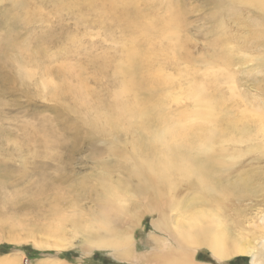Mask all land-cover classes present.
<instances>
[{
	"label": "rangeland",
	"instance_id": "rangeland-1",
	"mask_svg": "<svg viewBox=\"0 0 264 264\" xmlns=\"http://www.w3.org/2000/svg\"><path fill=\"white\" fill-rule=\"evenodd\" d=\"M173 17L179 20L174 44L163 29ZM129 51L138 63L126 72ZM123 83L171 118L197 107L189 89L202 86L221 106L219 118L239 120L236 128L248 125L247 140L216 147L214 177L224 194L216 221L251 253L219 261L204 247L186 251L202 264H253L256 252L264 256V137L245 114L264 108V13L257 6L243 0H0V260L146 264L92 247L80 228L109 200L99 187L114 177L124 183L119 230L132 235L130 253L152 252L151 236L176 249L155 226L163 218L171 226L188 223L196 210L187 208L201 195L188 180L175 194L143 189L134 196L130 177L145 135L117 108ZM61 240L66 247L54 248Z\"/></svg>",
	"mask_w": 264,
	"mask_h": 264
},
{
	"label": "bare ground",
	"instance_id": "bare-ground-1",
	"mask_svg": "<svg viewBox=\"0 0 264 264\" xmlns=\"http://www.w3.org/2000/svg\"><path fill=\"white\" fill-rule=\"evenodd\" d=\"M243 1L254 4L264 13V0ZM163 29L169 40H173L172 44L179 42L178 18H170L164 23ZM161 34L163 35V33ZM132 53L133 51H129L123 59L125 68L126 66L129 68V64L138 63V59L135 58L131 61ZM140 63L146 65L144 57ZM228 80L232 82V77L228 76ZM189 91L194 96L197 107L178 118L168 117L157 105H148L138 100L135 98V91L129 89L128 85L124 83L118 93L117 103L120 113L135 120L141 134L145 135L140 141L142 154L136 158L137 164L132 167L133 173L130 177V181L136 185V189L132 190L134 196L139 197L138 193L143 189L158 195L175 194L177 186L188 180H193L199 189L201 200L197 206L200 208L196 205L187 208L196 210L189 217L188 223L179 220L180 222L171 226L167 219L163 218L162 223L159 222L158 226H155L158 230L169 234L176 249L162 245L158 242L159 239L151 236L147 242L154 246L152 252L137 256L130 253V246L133 245L132 235L127 230H119L122 219L125 217L123 214L125 212L119 213L124 205L121 204L124 193L121 194L120 191L121 188L123 189L124 183L115 180L116 177H114L115 179L102 180L99 189L102 191V197L109 200L102 202V207H104L92 217L90 216L92 219L89 220L90 222L87 221L80 226L83 229L82 232L92 239L90 244L92 247L120 250V253L116 255L117 258L123 260L144 258L146 264H202L195 261L193 253L186 251V249L201 247L209 249L219 261H225L232 255L251 253V246L248 249L241 248L242 245L228 237L221 229V223L216 221L220 216L224 194L218 180L214 177V170L218 165L217 159H215L216 147L227 145L229 142L236 143L247 140L250 128L248 125H240V128H236L239 125V120L236 123L219 118L221 106L202 86L195 85ZM230 92L234 95L233 89ZM245 114L257 122L255 126L260 135L264 137V108L252 106L245 111ZM109 122L114 123L111 119ZM151 126L154 128L150 129ZM145 138L148 140L146 141ZM131 198L133 196L130 197V201H132ZM133 202L135 203V201ZM117 203L119 206L113 207L115 213L110 214L113 209L111 206ZM134 216L132 217L134 218ZM162 224L163 227H161ZM84 240L88 242L86 244L88 245L89 238H84ZM54 244V248L66 247L62 240ZM254 257L253 264H264V260H261L264 259V256L258 257L256 252ZM0 262L1 264H10L12 261L7 263L5 260H0Z\"/></svg>",
	"mask_w": 264,
	"mask_h": 264
},
{
	"label": "trees",
	"instance_id": "trees-1",
	"mask_svg": "<svg viewBox=\"0 0 264 264\" xmlns=\"http://www.w3.org/2000/svg\"><path fill=\"white\" fill-rule=\"evenodd\" d=\"M38 255V253L37 252H33V256H37Z\"/></svg>",
	"mask_w": 264,
	"mask_h": 264
}]
</instances>
